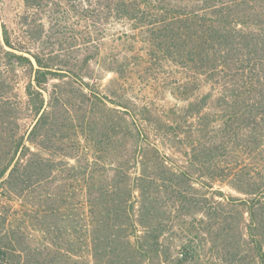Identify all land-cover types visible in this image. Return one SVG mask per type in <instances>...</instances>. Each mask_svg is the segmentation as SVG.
Returning <instances> with one entry per match:
<instances>
[{
	"label": "trees",
	"instance_id": "1",
	"mask_svg": "<svg viewBox=\"0 0 264 264\" xmlns=\"http://www.w3.org/2000/svg\"><path fill=\"white\" fill-rule=\"evenodd\" d=\"M44 1L24 0L26 14L21 16L17 31L2 25V60L6 61L7 72L17 74L23 71L29 76L25 86L27 100L20 103L34 118V123L24 134H20L19 125L7 135L0 134V193L8 190L18 195L30 190L44 173L46 161L41 153L51 147V135H63L65 128L59 123L61 113H70L73 123L81 119V115L72 112V107L79 112V106L70 104L71 99L64 89L66 73L70 72L62 68L67 67L68 62H59L58 54L44 55L40 50L36 52L30 48L41 39V33L33 31L28 12H40ZM75 1L86 18L112 20L114 24L129 26L134 37L148 35L150 59L161 55L162 59L171 60L182 70L191 72V81L181 83L177 88L188 97L184 99H189L190 92L198 90L203 83L209 84L211 90L201 99L189 102L188 117L205 119L206 122L201 128L194 126V132L185 139L179 136V131L183 130L180 124L146 116L147 107L144 111L137 110L138 113L116 110L125 116H115L112 129L120 127L119 131L127 134L133 143L126 163L118 168L111 166L112 158L108 160L101 156V146L105 142L98 138L96 124L82 116L87 120L77 128L87 141H95L93 146L98 154L95 163L91 164L90 155L83 153L85 164L82 169L84 174L89 172V179L85 178L82 185L85 192L80 219L82 255L80 260H69V264L193 262L186 257L176 260L174 249L162 243L165 233L172 234L173 225L162 224L158 195L162 192L172 194V198L176 197L188 206L200 204L182 186L197 179L195 175L211 185L225 183L244 196L220 191L219 197L225 202H218L215 197L205 200V205L210 204L209 209L215 216L219 213L217 211L229 207L241 210L245 239L242 236L240 250L232 254L235 260L221 261L225 264H264V0ZM120 35L128 37V32ZM101 42L90 37L82 45L86 50L99 49ZM94 59L98 58L86 56L78 74L86 91L80 89V103L90 110L96 107L97 100L104 98L95 92L94 84L85 80L96 82L95 76L86 72ZM105 63L104 70L116 71L121 76L130 70L127 63L118 60ZM53 80L58 82L52 84ZM7 87V82L3 81L0 86L2 96ZM2 99L0 123L8 124L11 120L6 119L10 110L11 114L14 111L13 118L17 114L10 99L6 96ZM215 103L222 108L223 126L216 124V114H204L206 106L210 108ZM150 131L161 135L165 143L183 144L184 149L191 147L190 152L185 151L186 164L179 166L172 158L161 154L158 147L149 142ZM195 132L211 135L212 140L206 145L201 137L199 140L192 138ZM219 137L225 138V144L228 141L233 143L237 137L243 153L256 155L258 168L250 169L246 164H239L238 158L234 164L219 165V147L215 144ZM114 156L119 163L118 152ZM110 168L115 169L111 178L108 177ZM136 168L140 172L134 175L131 170ZM2 211L0 208V225L4 219ZM226 221L227 228H230L228 218ZM3 239L0 228V264H8L9 252L4 250ZM250 255L254 260H247Z\"/></svg>",
	"mask_w": 264,
	"mask_h": 264
},
{
	"label": "rangeland",
	"instance_id": "2",
	"mask_svg": "<svg viewBox=\"0 0 264 264\" xmlns=\"http://www.w3.org/2000/svg\"><path fill=\"white\" fill-rule=\"evenodd\" d=\"M44 4V8L38 13L35 10L28 12L33 31H39V35L41 33V39L30 48L36 52L40 50L44 55L58 54V61L68 62L67 67L62 68L65 72H70L66 73L64 81L67 85L64 89L71 99L70 104L76 106V103V107L79 106V112L73 107L72 112L81 115V119L78 123H73L69 118L70 113H61L59 123L65 128L63 135H51V147L41 153L46 161L44 173L30 190L18 195L8 190L1 191L0 208L4 219L0 228L4 233L2 245L9 252L8 264H69V260H80V219L85 200L82 185L85 178L89 179V172L84 174L82 169L85 164L83 153L90 155L91 164L95 163V156L98 154L93 146L95 141H87L81 135V129L77 128L87 118L96 124V130L93 126L92 129L105 142L101 146V156L108 160L112 158L111 166L118 168L124 166L120 164L126 163L128 150H132L133 143L127 134L119 131L120 127L112 129L115 116H125L116 110L138 113L137 110L144 111V107H147L146 116L180 124L183 130L179 131V136L185 139L194 132V126L201 128L206 122L205 119L188 117L189 102L201 99L211 90L209 84L203 83L198 90L190 92L189 99H184L188 97L182 95V91L177 88L181 83L190 82L192 73L182 70L171 60L162 59L161 55L150 59L148 35L134 37L129 26L114 24L112 20L106 22L104 19L98 21L97 18H86L75 0H45ZM87 8L86 10L91 9ZM25 14L24 0H0V86L3 81L8 86L3 96L0 91V99L4 96L9 98L17 114L13 118L14 111L11 114L10 110V116L6 120L11 121L8 124L0 123L2 135H7L9 130H14L18 125L20 134H24L34 123V118L24 111L20 103L27 100L25 86L29 76L23 71H18L17 74L10 70L7 72L1 50L2 25L6 24L17 31L21 16ZM123 32H128V37L121 36ZM90 37L102 41L99 49L86 50L83 47L82 44L89 41ZM86 56L98 59L90 63L88 71L86 69V72L95 76L96 82L87 78L85 80L94 84L95 92L104 96L96 101L97 105L92 110L87 105H81L82 97L79 96L80 89L86 92L78 80ZM116 60L127 63L130 70L121 76L116 71L103 69L105 62ZM57 82L53 80L52 84ZM20 108L23 110L20 111ZM204 114H216V124L223 126L222 108L218 103L212 104L210 108L206 106ZM83 115L87 118L84 119ZM149 133V142L157 146L161 154L172 158L179 166L186 164L185 151L190 152L191 147L184 149L183 144L179 143L173 146L171 142L165 143L158 133ZM192 135V138L198 140L201 137L206 145L212 140V136H207L204 132ZM236 138L233 143L228 141L226 144L224 137L216 138L219 165L234 164L238 158L239 164H246L250 169L258 168L256 155L243 153ZM177 141L180 142L179 139ZM33 150L37 152V149ZM117 152L119 163L114 156ZM114 168L109 169V178L115 173ZM139 172V168L131 170L134 175ZM195 178L197 179L189 180L182 186L200 204L188 206L178 198H172V194L162 192L158 195L160 220L164 226L168 223L173 225L172 234L169 231L165 233L162 243L165 247L171 246L174 249L176 260H183L185 257L186 260H194L188 264H225L221 260H235L232 254L240 250L239 245L242 244L245 232L241 210L229 207L217 211L219 213L215 216L213 210L209 209L210 204L205 205V200L215 197L218 202H225L224 198L219 197L220 191L227 195L244 196L237 194L225 183L215 182L211 185L199 175H195ZM227 218L230 228L226 225ZM185 253L187 254L183 256ZM252 259L250 255L247 260Z\"/></svg>",
	"mask_w": 264,
	"mask_h": 264
}]
</instances>
